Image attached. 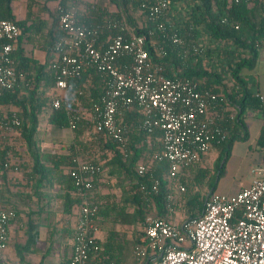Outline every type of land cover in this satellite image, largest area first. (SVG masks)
Masks as SVG:
<instances>
[{
	"label": "built area",
	"instance_id": "obj_1",
	"mask_svg": "<svg viewBox=\"0 0 264 264\" xmlns=\"http://www.w3.org/2000/svg\"><path fill=\"white\" fill-rule=\"evenodd\" d=\"M136 1L155 29L173 30V41L184 44L175 32V22L166 18L171 0ZM258 1L264 8V0ZM57 27L63 35L55 39L48 62V67L56 71L52 106L59 109L68 102L59 92L77 91L83 95L84 90L73 79L95 68L106 77L105 92L97 100H90L95 132H103L116 140L127 155L129 130L123 116L132 104L143 115L139 129L149 133L161 131L162 149L153 157L170 162L169 178L176 179L177 183L175 191L167 196L170 217L147 218L146 241L135 247L140 263L264 264V168H256L258 177L235 194L213 192L200 217L183 224L172 218L177 196L186 191L180 180L182 173L203 160L214 143L227 138V129L222 125L226 113L220 102L217 104L220 97L208 89H200L189 78H171L164 74L162 66L149 57L146 36L133 33L127 37L128 26L124 20L105 18L88 23L74 8L59 6ZM107 32L106 39L102 40ZM21 35L22 30L15 21L0 19V98L24 79L15 57ZM257 43L264 46V33ZM203 50L200 47L199 51ZM218 105L222 112L212 109ZM77 119H70L72 129ZM230 119H235V115L231 114ZM21 123L17 112L5 114L0 104V137ZM13 159L12 155L6 158V169H15ZM71 161L70 174L85 197L73 212L72 252L64 264H94L93 256L100 249L102 223L99 206L86 193L92 190L93 179L103 171V164L81 155ZM147 170L144 163L137 166L139 175H145ZM152 190L158 192L159 180L153 183ZM1 200L0 190V252L8 242L10 223L17 218L16 210L1 205ZM0 264L20 263L5 262L0 257Z\"/></svg>",
	"mask_w": 264,
	"mask_h": 264
},
{
	"label": "trees",
	"instance_id": "obj_2",
	"mask_svg": "<svg viewBox=\"0 0 264 264\" xmlns=\"http://www.w3.org/2000/svg\"><path fill=\"white\" fill-rule=\"evenodd\" d=\"M194 1L197 4L192 7L190 13L185 16L183 20L175 23L177 25L175 32L183 38V45H179L173 41V30L160 31L155 29V26L148 19L147 14L140 10L136 0H115V2H117L118 11L106 17L124 20L129 24L130 28L125 33L127 37L133 33L145 35L149 57L155 64L162 66L164 74L171 78H189L193 82H196L200 89H208L221 99L217 104L220 102L219 105L224 107V113H226V120L223 121L222 125L227 129V138L222 142L213 144V147L218 148L220 156L215 169L216 174L211 182L212 192L203 198L194 195L185 204L186 215L189 216L190 219L198 218L203 214L207 201L215 191L214 184L217 182L216 179L219 180L225 172L232 144L239 137L236 131L240 129L242 123L241 116L245 112L247 101L251 99L254 100V102L260 101L258 96L256 99L254 98L249 88V82L242 75L241 71L245 66L252 68L255 65L258 50L264 47L257 43L258 36L264 33V8L260 3H256V6L251 9L248 7L249 5L246 0H240L238 2L236 0ZM60 4L65 6V1L60 0ZM131 6L134 11L141 12L147 18V22L142 25L143 27L141 29L136 27L133 18L129 15V7ZM256 9L261 11L260 23L252 19L251 14ZM99 11L100 9L98 10L97 8V11L92 12V15L85 20L88 23L104 20L105 17H102L104 16L103 12ZM98 13H101V15L98 16ZM169 13L166 17L167 19H169ZM0 19H11L21 28L22 35L18 42L22 39L23 34L29 30L28 18H16L13 0H0ZM223 20L225 21L223 22ZM201 26L205 27L212 37L220 39L225 44L234 45L235 52H239L235 50V46H237L236 49L240 47L250 52V56L247 58L243 57L239 60H235L233 65L231 64V67L233 66V76L235 79L233 87L227 88V85L222 82L221 74L216 69H209L204 65V54L199 51L200 46L198 45V40L202 37ZM133 27H135L133 30L134 32L131 31ZM61 34L63 33L57 30L56 35L53 37L51 48L55 39L61 36ZM108 34L109 32L104 33L101 39L105 40ZM224 51L226 55H228L229 52L231 53V49H224ZM205 54H208V52ZM18 56L23 58V61H28L27 58L24 56L22 57L21 49L18 52ZM33 62L37 64L36 61ZM37 66L38 73L29 76L28 81V86H31V89L29 88L31 95L27 100V104L31 111V125L33 128L30 139H33L35 133L38 132V128H40L39 115L43 111L48 112V123L58 129L71 128L70 119L72 117H78V119L76 121V126L72 129L75 135V141L69 144L64 152L41 153L38 141H31L29 139L32 147L30 154H32L33 163L35 164L33 172L39 175L34 179L36 183L45 182L46 184L49 183L53 185L54 179H58L61 182L64 189L62 195L64 199V212L67 218H69V216L72 215V209L80 205L85 197L75 186L74 179L70 174L69 170L72 165L71 160L78 155L84 157L83 153H86L87 157L84 158H88L92 161L102 163V160H105V163H102L103 171L94 177L92 182L93 188L86 193L88 199L90 198L91 201L99 206L101 223L106 217L113 214L116 218L120 216L119 220H122L121 216L125 215L130 219L132 214L125 212V208L129 204L136 205L137 211L141 216L145 215L147 205H152L157 209L156 215L160 217H170L167 196L171 191H175L177 180L169 178L171 165L168 160H155L153 157L156 152L162 149L161 131L156 129L154 132L149 133L139 129L138 124L143 118V115L138 106L132 104L128 107L123 116V122L127 125L129 130L127 155L124 154V150L116 140L103 132H95L94 137H91L89 140L84 139L83 137L93 125L94 120H90L89 118L85 119L81 116L79 113V106L80 104H84L92 109L90 100H97L105 92V75L95 68H89L80 77L73 79V83L84 90V94L80 95L77 91L69 92L72 94L69 104H64L61 108L55 109L52 106L51 99L52 96L56 95V71L49 67L46 68L47 70L45 71L43 66ZM44 78H47L46 83L49 85L50 89L53 88L55 91V93H50V97L43 95L44 93L38 89L41 79ZM18 90L19 88L16 87L13 91L6 92L5 95L0 98L1 106L2 104L8 103L10 97L13 94L15 96ZM219 105L212 109L222 112V107ZM235 113V119H230V115H235ZM21 120L22 123L20 127H18V131L23 130L22 133L24 134L26 130H29L28 122L24 120V115L21 117ZM245 137L246 136H244V138ZM3 154L4 159L6 153L3 152ZM149 159L152 161L150 167L147 165ZM201 162L202 160L182 173L180 180L186 186V191L184 193L188 191V181L191 177L188 171H193L196 167H198L197 169L201 168ZM141 163L146 164L148 167L145 175H139L137 172V166ZM66 168H68V172H66ZM105 168L108 169L110 175L114 177L120 179L122 176L132 178L128 188L123 189L122 198L120 197L119 201H116V204L113 205L108 204L106 201L105 204H103V201L97 197L95 192L96 181L104 173ZM209 172V169L201 168L196 176L198 183L203 182L209 176ZM156 180H159L158 192L152 190L153 183ZM141 185H145L144 190L141 189ZM173 206L175 210L176 205L173 204ZM129 219L125 220V222H129ZM145 235V232L140 233L135 241L136 246L145 243ZM132 247L133 243L125 234H121L119 231L112 229L108 232L107 239L104 242H100V249L93 256L92 262L94 264H127L129 258H134V256L131 257L130 255Z\"/></svg>",
	"mask_w": 264,
	"mask_h": 264
},
{
	"label": "crops",
	"instance_id": "obj_3",
	"mask_svg": "<svg viewBox=\"0 0 264 264\" xmlns=\"http://www.w3.org/2000/svg\"><path fill=\"white\" fill-rule=\"evenodd\" d=\"M87 1H98V6L96 8H98V10L100 9L99 12L106 11L104 8L107 4H101L99 0H79L78 3L84 7V4H86ZM246 2L249 5L248 7L251 9L256 6V3H259L258 0H246ZM67 4L71 5L70 0H67ZM196 4L197 3H195L194 0H171L169 19L175 23L180 22L190 13V10ZM13 7L14 14L16 15L17 19H29V30L23 34L18 45V50L15 53L17 66L19 67L20 72L23 73L24 79L18 86L19 90L17 93H15L16 95L14 96L13 94L10 97L8 103L2 104V109L4 113L8 115L12 112H17L20 117L24 115V120L28 122L29 125H31V111L29 105L27 104V100L31 95V86H28L29 76H33L38 73L37 65H40L41 67L43 66L45 71L47 70L46 68H48V62L51 55V44L53 37L56 35L58 30L57 13L53 15V12H51L52 9L45 7V5H41V7L35 6L34 0H13ZM88 7L89 5L86 7V9H79L80 11H77L82 19H88L89 16L92 15L90 10H88ZM136 12L141 13L138 11ZM99 15H101V13H98V16ZM251 15L253 21L260 23V10H254ZM134 23L136 24V21H134ZM127 26L129 29L130 25L127 24ZM134 28L135 27H133L131 31H133ZM201 34L202 37L198 40V45L200 47L203 46L204 48L205 45L208 44L206 46L210 48L217 47L218 50L234 49V45L225 44L220 39L212 37L206 28L202 26ZM261 36L262 35L258 36V38ZM236 48L237 46H235V50L243 52V57L247 58L250 56V52L248 50L240 47L239 49ZM20 49L22 51V57L24 56L28 59V61H23V58L18 56ZM31 60L36 61L37 64ZM250 69L257 70V74L252 77L243 76L249 82V88L253 93L254 98L256 99L257 96L259 97L258 94H260V101L258 100L254 102L252 99L247 101L245 112L241 116L242 123L240 129L236 131L239 137L233 142L230 155L227 160L228 163L231 157L237 153L239 155V152L243 153V155L246 157H249L248 173L251 178H248L244 182L242 188L249 186L251 182L258 177L257 173L255 172L256 168H264V47L259 48L255 65ZM46 82L47 78L41 79L38 89L44 93L43 95L50 97V93H55V91L53 88L50 89ZM59 94L61 96L67 97L68 101L70 100L69 93L62 91L59 92ZM53 98L54 96H52V99ZM47 119L48 112L43 111L39 115L40 124L46 126L49 125L50 130H55L56 127L49 124ZM60 130H67L69 137L66 139V141L68 144H71L75 141V135L72 128ZM18 134V129H15L9 133H4L0 137V190L2 193L1 205L4 207H12L17 212V218L10 223L8 242L4 250L0 252V257L5 262H14L20 264H64L72 252V227L75 219L73 212L76 210V208L74 207L72 209V215L67 218V226H69L68 230L71 232L60 226L58 227L57 232L54 226H57L56 223L60 218L66 216L64 212V199L62 198L64 189L58 179L53 180V189H49L47 186L48 183H36L32 173L33 169L35 168V164L33 163V158L29 157L30 152L27 154L25 152L22 153L18 151L19 149H22V147H16V152L11 149L14 147V145L19 144V142L15 140ZM244 136L246 137L244 138ZM214 149L215 150L213 151L211 149L212 152L210 151V153L215 152L216 154H220L218 148L214 147ZM64 151H66V149L59 151L58 153ZM3 152L6 153L4 159ZM10 155L14 156L13 163L15 169H6L4 167L3 163ZM203 160L201 162V166L204 167L203 163L205 160ZM197 168L198 167L194 168L193 171L189 170L188 174L193 177V172ZM66 172H68V168H66ZM108 177H111V175H108ZM108 177L106 175L97 179L95 192L97 197L102 199V201H106L108 204L113 205L116 204V201H119L120 197L122 198L123 189H127L128 186H125L127 184L124 181V184L122 185H120L119 182H115V186H111L110 188V186L107 185V182H112ZM123 178L128 179L124 176ZM130 181L128 179L129 183H131ZM117 193L118 197L115 196ZM56 204L61 205L62 210H54V205L56 206ZM61 211L64 213L63 215L60 213ZM102 225L101 231L99 232V237L101 242H104L107 239L108 231H104L102 229ZM49 247H65V251L62 252L56 248L54 251H51ZM130 255L131 257L133 256L132 251ZM134 261V258H129L127 264H134Z\"/></svg>",
	"mask_w": 264,
	"mask_h": 264
},
{
	"label": "rangeland",
	"instance_id": "obj_4",
	"mask_svg": "<svg viewBox=\"0 0 264 264\" xmlns=\"http://www.w3.org/2000/svg\"><path fill=\"white\" fill-rule=\"evenodd\" d=\"M71 5L67 4V0L65 1L66 7L72 9L74 8L76 11H80L82 9H86V7L89 5L88 10H90V13L97 11V4L98 1H87L85 6H81L79 0H70ZM99 2L102 4H107L106 7L104 8L105 12H103V15L106 17H109L112 15V13H116L118 11V6L117 2L115 0H99ZM121 2V1H120ZM35 6L41 7V5H45V7H49L51 12H53V15L57 13V9L59 6H62L60 4L59 0H34ZM95 3V4H94ZM32 4V3H31ZM101 7V6H100ZM80 9V10H79ZM129 15L136 21V27H139L140 29L143 27L144 23L147 22V18L144 14L142 13H137L136 11L133 10V7H129ZM83 12V11H82ZM78 14V13H77ZM139 14V16H138ZM79 15V14H78ZM103 19V18H102ZM138 21V22H137ZM129 22V21H128ZM130 23V22H129ZM131 24V23H130ZM208 45V44H206ZM204 47L203 54H204V65L208 67L209 69H216L222 77V82H224L227 85V88H231L235 84V79L233 76V66L231 67V64L233 65L235 63V60H239L243 58L242 51L235 52L234 49L231 50V53L229 52L228 55L224 54V50H218V48H210L208 46ZM203 47V46H201ZM208 54H205L207 53ZM234 52V53H232ZM234 62V63H233ZM242 75L244 76H255L257 74V70H252L248 67H243L241 71ZM71 93H69V99H71ZM70 101V100H69ZM69 101L67 103H69ZM66 103V104H67ZM79 113L81 116H83L85 119L89 118L90 120H93V115L90 107L84 104H80L79 106ZM94 125V122H93ZM91 126L90 129L86 132V135L83 137L86 140H89L91 137L95 136V131H94V126ZM40 128H38V132L35 133L33 137V141H38L39 147H40V152L41 153H47V152H59L62 150H65L67 146L69 145L66 141V139L69 137L67 130H60L58 128L51 129L49 125H43L39 124ZM29 130L25 131L24 134L22 131L19 130V134L16 136V141L19 142V144L14 145L13 151L16 152L17 148L22 147V149H19L18 151L22 153H27L31 151V144H30V134L33 133V128L32 125L28 124ZM18 129V128H17ZM31 140V139H30ZM31 140V141H32ZM35 149V148H34ZM215 150L214 147H212V151ZM211 151V152H212ZM84 157H87L86 153H83ZM82 156V155H81ZM219 156L220 154H216L215 152L209 153V155L203 160L204 167L202 166V169H209V176L201 183H198L196 176L198 175L199 171L201 168L196 169L193 174V177H190V180L188 181V191L184 194H179L176 198V208L172 214V218L174 221L178 222L179 224H183L186 220L190 219L189 216L186 215V208L185 204L187 201L193 197L194 195H198L201 198L205 197L207 194L212 192V187H211V182L216 174L215 169L216 165L219 162ZM29 157H32V154H29ZM149 159L147 161L148 167L152 165V161ZM105 163V160H102ZM28 163V162H26ZM248 165H249V157L243 155V153L239 152L233 155L231 159L228 161L226 165V170L223 173V175L220 177V179H216L217 182L214 184L215 186V191L216 193H221V194H235L237 193L242 186L244 185V182L248 179L251 178V176L248 173ZM34 179L38 177L39 175L35 174V172H32ZM110 175V172L108 169L105 168L104 173L101 176H106ZM100 176V177H101ZM125 177V176H124ZM110 179V182H107V185L113 187L115 186V182H119L120 185L124 184V181L126 182L127 185L129 186L131 183L128 182L132 179L131 177L123 178V176L120 178L114 177L111 175V177H108ZM192 178V179H191ZM123 179V180H122ZM131 182V181H130ZM49 189H53V185H50L49 183L47 184ZM124 186V187H125ZM213 186V187H214ZM115 196L118 197V193L115 194ZM102 201V199H100ZM103 204L105 202L103 201ZM52 205V204H50ZM59 209L62 210L61 205H54V210L58 211ZM125 212L131 213L130 219L125 215L121 216L122 220H119L120 216L116 218V216L110 215L106 217L103 221L102 229L104 231H110L112 229L119 231L121 234H125L133 243L132 247V254L134 256V264H145L146 261L143 263H140L139 255L136 252V245L135 241L136 238L140 235V233L145 232L146 228V221L149 216H154L157 214V209L156 207L152 205H147V208L145 210V215L141 216L138 211L137 207L134 204H129L125 208ZM62 215L64 214L62 211L60 212ZM198 214V213H197ZM196 214V215H197ZM105 217V216H104ZM62 219V220H61ZM129 219V222H125V220ZM57 226L55 225V230L58 232V227L66 228L67 231H69V226L68 220L66 216H63L57 221ZM56 232V233H57ZM70 232V231H69ZM51 251H54L55 248L59 251L64 252L65 247H49Z\"/></svg>",
	"mask_w": 264,
	"mask_h": 264
},
{
	"label": "bare ground",
	"instance_id": "obj_5",
	"mask_svg": "<svg viewBox=\"0 0 264 264\" xmlns=\"http://www.w3.org/2000/svg\"><path fill=\"white\" fill-rule=\"evenodd\" d=\"M128 154V153H127Z\"/></svg>",
	"mask_w": 264,
	"mask_h": 264
}]
</instances>
